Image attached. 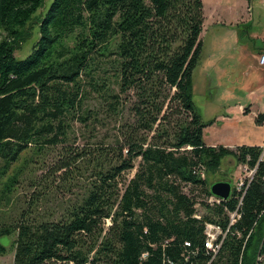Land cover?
Wrapping results in <instances>:
<instances>
[{"label":"trees","instance_id":"obj_1","mask_svg":"<svg viewBox=\"0 0 264 264\" xmlns=\"http://www.w3.org/2000/svg\"><path fill=\"white\" fill-rule=\"evenodd\" d=\"M46 1L0 0V238L15 234L13 264H264L261 148L207 146L212 122L192 100L202 0H50L43 11ZM254 121L264 125V112ZM226 157L255 174L210 204V185L229 182H209ZM38 163L45 174L5 221L26 164ZM51 198L56 208L42 212ZM205 224L226 231L216 254Z\"/></svg>","mask_w":264,"mask_h":264},{"label":"rangeland","instance_id":"obj_2","mask_svg":"<svg viewBox=\"0 0 264 264\" xmlns=\"http://www.w3.org/2000/svg\"><path fill=\"white\" fill-rule=\"evenodd\" d=\"M261 1L202 0L204 6V22L200 35L202 48L199 64L192 72L191 86L192 100L202 121L215 123L204 129V140L207 143L233 144L235 142L233 132L236 133L235 129L240 124L238 106L247 107L252 103L254 108L261 109L264 105V70L258 65L255 56L264 41V8ZM49 2L50 0L46 1L43 11ZM37 18L39 14L29 24L33 25L31 37L21 43L20 48L14 53L19 60L29 55L38 39V26L35 24ZM94 102L95 99H92L88 104L92 105ZM225 114L230 117L227 122L215 121ZM113 129L109 120H105L99 128L100 135L109 139ZM24 157L26 156L23 155ZM53 159L54 155H50L45 161V166L51 164ZM230 160V157H226L221 161L220 172L215 177H209V182L220 178L228 179L233 187L239 170ZM39 165L38 163L34 169H30L31 166L26 164L25 175L23 173L20 178V180L26 178V181L25 179L21 181L16 196H13L12 202L2 212L1 217L5 221L15 217L22 196H27L30 192L28 180L39 179L45 174L46 171ZM134 171L124 174L123 181L131 178ZM48 189L52 192L61 191L60 187L56 188L55 183L53 185L52 180L48 184ZM186 191L184 189V192ZM60 195L58 198H61ZM195 196L197 201L202 198L198 193ZM50 201L49 205L42 206L40 209L42 212L46 213L56 208L55 200L51 198ZM197 211L202 214L200 205L197 206ZM14 239L15 234L9 238H0V243L6 246V253L0 256V264H13Z\"/></svg>","mask_w":264,"mask_h":264},{"label":"built area","instance_id":"obj_3","mask_svg":"<svg viewBox=\"0 0 264 264\" xmlns=\"http://www.w3.org/2000/svg\"><path fill=\"white\" fill-rule=\"evenodd\" d=\"M261 6L264 8V0L261 1ZM257 63L259 66L264 68V49L257 55ZM260 148H261V154L259 157V161H263L264 160V144H262ZM237 168L239 170V175L234 180L233 187L231 190V195L229 198H231L232 194H235V195L241 194L244 187L247 184H249L250 181L253 179V176L256 171V168H249L246 164H239ZM201 176L204 177V172L201 173ZM221 201L223 200L216 198L212 195L209 198H207V202L210 204H213V203L219 204ZM236 216L237 215L235 212L229 213V226L233 225L236 222ZM204 233L206 236V240H205L206 248L216 254L217 250L220 247L221 241L223 240V238H225L226 231H223L217 225L205 224Z\"/></svg>","mask_w":264,"mask_h":264},{"label":"crops","instance_id":"obj_4","mask_svg":"<svg viewBox=\"0 0 264 264\" xmlns=\"http://www.w3.org/2000/svg\"><path fill=\"white\" fill-rule=\"evenodd\" d=\"M203 13H204V6H203ZM264 49V41L263 46L258 49L256 53L257 55ZM254 56V57H255ZM262 68V67H261ZM264 70V68H262ZM238 113L240 114L239 119V126L235 129L236 133L233 132L235 142L232 144H223V143H207L204 140V130H203V140L204 143L207 146H217L222 145L227 148H235L237 146H262L264 142V125H256L255 124V117L259 113L264 112V105L261 109L254 108L253 104L250 103L247 107H241L238 106ZM229 115L225 114L224 116H220L218 119H215V121L220 120L221 122H227L229 120ZM214 121V122H215ZM215 123H212L211 125H214ZM205 129V128H204ZM233 164L234 161L230 160ZM230 162V163H231Z\"/></svg>","mask_w":264,"mask_h":264},{"label":"water","instance_id":"obj_5","mask_svg":"<svg viewBox=\"0 0 264 264\" xmlns=\"http://www.w3.org/2000/svg\"><path fill=\"white\" fill-rule=\"evenodd\" d=\"M210 193L212 196L226 201L231 195V184L228 181H219L210 185Z\"/></svg>","mask_w":264,"mask_h":264}]
</instances>
